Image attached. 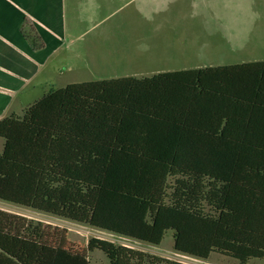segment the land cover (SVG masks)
Segmentation results:
<instances>
[{
	"label": "trees",
	"instance_id": "1",
	"mask_svg": "<svg viewBox=\"0 0 264 264\" xmlns=\"http://www.w3.org/2000/svg\"><path fill=\"white\" fill-rule=\"evenodd\" d=\"M33 50L45 47L26 20ZM0 199L177 252L264 260V61L69 84L0 120ZM182 264L0 209V264Z\"/></svg>",
	"mask_w": 264,
	"mask_h": 264
},
{
	"label": "crops",
	"instance_id": "2",
	"mask_svg": "<svg viewBox=\"0 0 264 264\" xmlns=\"http://www.w3.org/2000/svg\"><path fill=\"white\" fill-rule=\"evenodd\" d=\"M129 4L135 5V16L104 22ZM103 10L109 15L98 17ZM193 15L201 21L195 23ZM26 20L43 38V49L33 50L23 35ZM89 32L91 38L77 45ZM239 35L251 38L250 46L264 38V0H0V120L20 115L13 111L18 97L48 73L56 56L73 52L84 63L77 68L91 72L92 79L69 84L143 78L172 72L179 54L197 52L195 44Z\"/></svg>",
	"mask_w": 264,
	"mask_h": 264
},
{
	"label": "rangeland",
	"instance_id": "3",
	"mask_svg": "<svg viewBox=\"0 0 264 264\" xmlns=\"http://www.w3.org/2000/svg\"><path fill=\"white\" fill-rule=\"evenodd\" d=\"M117 13L104 19L106 24L116 21H126L129 17L135 16V5L129 4L127 7H117ZM109 15L108 10H103L98 13V17L106 18ZM194 22H199L201 19L193 15ZM137 20V19H136ZM141 21V19H138ZM92 32L86 33L85 37L79 40L77 45L88 41ZM244 35L236 37H212L207 45L195 44L191 53H183L177 56V59L172 62L169 67L172 71L197 69L209 66H221L237 63H245L252 61H264V38L253 39L256 43L253 45H246L251 39H244ZM251 41V40H250ZM194 53V54H193ZM66 56V58H65ZM118 55H114L116 58ZM65 58V60H64ZM114 63V62H112ZM83 62L77 61L73 52L67 55L56 56L50 63L48 73L40 75L38 80L34 82V86H29L25 92L17 99L15 111L17 114L22 115L24 108L30 106L38 98H41L51 88L65 87L71 82H80L90 80L89 71L77 68ZM114 70V68H112ZM110 70V71H112ZM0 72H4L3 70ZM113 72V71H112ZM47 75V76H46ZM106 76V75H105ZM48 81V85H42L40 82ZM27 95V96H26ZM23 96V97H22ZM4 140L0 138V152L3 150ZM0 209L9 211L18 215H22L28 219L49 223L52 225L67 228L70 233V238L73 241L87 245L91 238H100L109 240L119 245H125L143 251L157 257L166 258L182 264H240L237 260L213 253L209 259H201L187 254L177 252L174 249V232L168 231L160 245H153L144 243L132 238L121 236L106 230L95 228L86 224L78 223L70 219L62 218L0 199ZM91 264H110L107 256L100 250H95L89 254ZM145 264H152L146 262ZM249 264H264V260H252Z\"/></svg>",
	"mask_w": 264,
	"mask_h": 264
}]
</instances>
